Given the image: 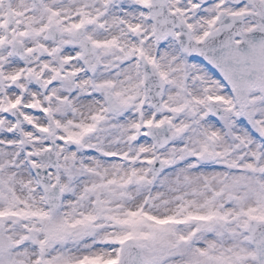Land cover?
Listing matches in <instances>:
<instances>
[{"label":"snow or ice","instance_id":"obj_1","mask_svg":"<svg viewBox=\"0 0 264 264\" xmlns=\"http://www.w3.org/2000/svg\"><path fill=\"white\" fill-rule=\"evenodd\" d=\"M0 264H264V0H0Z\"/></svg>","mask_w":264,"mask_h":264}]
</instances>
